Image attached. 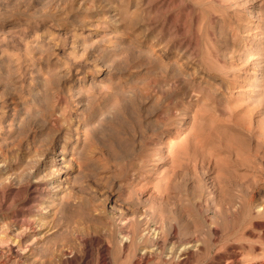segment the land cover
Returning a JSON list of instances; mask_svg holds the SVG:
<instances>
[{
  "label": "rangeland",
  "instance_id": "obj_1",
  "mask_svg": "<svg viewBox=\"0 0 264 264\" xmlns=\"http://www.w3.org/2000/svg\"><path fill=\"white\" fill-rule=\"evenodd\" d=\"M263 5L264 0H0V164L6 165L0 170V216L9 223L37 215L35 195L44 188L25 174L43 149L34 142L44 143L48 134L33 121L47 114L60 88L70 106V143L85 172L69 186L74 193L81 188L88 200L83 202L101 213V221L90 224L85 247L78 236L87 233L62 230L32 250L33 258L48 263L51 248L62 244L73 247L65 264L82 258L101 264L100 244L107 238L113 242L105 254L110 264H134L153 239L120 253L115 213L146 209L150 228L160 227V245L166 237L190 239L183 227L191 235L201 231L203 256L194 252L179 264H209L211 255L264 264V208L255 211L264 205ZM6 77L17 80L23 108H13ZM40 80L46 87H39ZM77 86L84 94L69 99ZM83 98L88 106L80 116L76 100ZM76 125L88 132L79 144ZM113 196L120 201L111 209ZM154 211L163 214L162 221ZM2 254L0 263L9 264ZM158 259L153 254L144 264H168Z\"/></svg>",
  "mask_w": 264,
  "mask_h": 264
},
{
  "label": "bare ground",
  "instance_id": "obj_2",
  "mask_svg": "<svg viewBox=\"0 0 264 264\" xmlns=\"http://www.w3.org/2000/svg\"><path fill=\"white\" fill-rule=\"evenodd\" d=\"M230 35L232 36V34ZM234 39H231V41ZM167 45L168 44H166V46ZM225 50H227L228 54H232L231 52H234L233 50L231 51L229 49H225ZM225 50H224V53H225ZM225 56L226 55H224V57ZM208 61H205V62H208ZM206 65L208 67L209 63ZM210 68L212 70V67H209V69ZM252 74L256 75L257 73L254 72ZM7 81H9L8 82L9 85L6 86V88H7L8 94H10V97H11L10 100H11V103L13 104V108L18 105H21L20 107L23 108L24 107L23 100L21 101V98L18 97V94L16 91V89L19 87V85L17 84L18 83L17 80L10 78ZM40 81H39L40 85L38 84L39 87L41 86L46 87L45 86L46 84H43L44 83L43 80H40ZM238 81L240 82L244 80L243 78L238 77ZM67 88H64V91ZM237 90H243V89L239 87ZM73 92H74L73 94H69L71 95L68 97L69 99L72 98V96L74 95L82 96V94H84V89L81 88V86H77V88ZM38 93H39V90L37 89L34 92V94H38ZM59 95L60 96L57 97V100L55 101V103L50 105V107L48 108L49 111L47 110L48 111L47 114L44 117L36 118L34 119L36 121H33L36 129H40L42 134H44V132H47L48 134V139L44 143H42L43 142L42 140L34 142L35 145L43 147V149L41 150V153L39 154V157L35 161L33 167L30 168L25 174V176L27 175L26 177L27 179H29L28 181L30 183L36 186L42 185L43 186L42 189L44 188L43 189L44 191H42V194L35 195L36 199L34 202V208L36 207L37 215H35L32 218H28V219H21V220L13 219L9 223L2 216H0V254L4 255L2 253H5L7 255L6 257L8 259L7 258L6 259L10 262L9 264H12L13 262H20V264H30L29 263L30 261H28L30 259L35 260L33 262L34 264H54L53 259L58 261L59 264L60 263L65 264L66 261L68 260L72 261L71 257L73 255V250H72L73 247L71 246L72 248H70L69 246L62 245V244L55 245L53 248H51L50 250L51 257L50 259H48L49 261L48 263H45L44 260L39 261L36 258H33L30 254H31V251L34 249L41 250L43 248L41 246L42 243L46 242V240L49 239V237L52 236L54 233H59L62 230H65L66 232L74 236H78L79 233H84V234L87 233V237L81 238L78 236L79 238L78 242H81V245L85 247L91 241L89 238L90 235L88 236V232H89V229H91V225H93V223H98L101 221L100 219L101 213L99 214V207H96L92 203H89V202L84 203L83 200L85 201H88V200L86 199L85 196L82 195L81 193L82 189L79 188L78 189L79 193H74L76 191H73V189L69 186L72 180H77V179L79 180V178L81 179V177L85 176V172L82 171L81 169L82 161L78 157V153H79L77 152L78 149H76V146H74L72 142L70 143V139L74 136L73 134L70 133V130H73L71 129L73 127H72L71 120L69 117L70 111L68 110V108L70 109V106L68 105L67 96L63 94V91L61 88L59 89ZM238 95L240 94L238 93ZM76 102L79 106L78 114L81 116L83 110L88 106V100L87 98L85 99L83 98V99H77ZM0 108L2 109L3 107L0 106ZM25 111L26 109H24L21 112L20 116H18L20 120L23 119ZM74 130H75V144L76 143L79 144V140H85V137L88 134L86 130V126L81 127V129L79 130V127L76 125ZM76 130H79V131H76ZM131 163L132 162H130V164ZM5 167L6 165L4 163L0 164V170H3ZM47 168L49 169L47 170ZM39 176L41 178H38ZM33 177L35 178L32 179ZM116 200H119L118 196L111 197L109 201L107 202V206H109L111 209H114L113 207L116 205V204L114 205ZM261 204L262 203L260 202L259 205L256 206L257 207V209L255 210L256 212H259L261 209L264 208V205H261ZM66 208H71L70 215L69 216L67 215V216H64V218H61L59 213L62 212L63 209L66 210ZM136 210H140V209H136ZM163 210L164 209H162V211ZM119 211L120 212L115 213L116 214L115 215L116 229H114L115 228L114 224H113L114 226L113 229L116 231L115 235H116L117 242L119 243L120 250L119 249L118 250L120 253L122 254L126 253L125 251L127 250V247L130 244H134L135 242L138 243L142 241L143 244L145 245V242L148 241L147 239H149V237L153 239V242L150 245L142 247L141 252H139V255L136 257L134 264L149 263L153 254L158 255V258H159L158 260H160L163 263L166 262L168 264H171L173 259H177L176 260L177 263L178 262L182 263L183 261L187 260L190 256H192L194 252H196V254L198 253L199 255L203 256L204 240L202 239L203 235H201L202 233L199 229H193V234L191 235L189 233L191 231L187 229L186 227H183L184 230L186 231V232L184 231L185 236H187V234L192 236L190 239H186V240L179 239L180 241H178V240H174L175 238L174 237V238H171V241H169L168 238L166 237L169 242L168 244L165 243L164 241L166 239L165 238L163 240L164 244H162L161 242V244L163 245L162 247V245H160V243L158 242V239H159L158 236L160 235L159 233L161 231L160 227L155 225L154 228H150L149 223H147L150 217L146 209H143L140 211L133 210L134 212H131V213H124L123 210L122 211L119 210ZM154 214L157 215V213H155L154 211L152 214V216H154V219H155ZM157 216H159V220H160V217L163 216V214L162 215L160 214ZM174 218H176L175 215H174ZM176 219H175V222H177ZM170 221L173 222L174 220L173 221L170 220ZM171 222L169 223L171 224ZM106 225L104 226L107 227ZM183 226H186V225H183ZM109 227H110L109 229H111L112 226L109 225ZM37 229H41V230L37 232V234L33 233ZM97 229L99 228L97 227ZM99 231L100 233L101 232L103 233L104 230L103 231L99 230ZM170 234H169V237H170ZM38 238H41L42 240H37ZM96 238L98 242H100L99 236ZM105 240H102L100 244L102 251L104 252L103 260L101 264H110V259L107 257L108 255L107 250L109 249L111 240L110 241H107V240L105 241ZM159 240L161 241V239ZM74 251H75V248H74ZM239 260L240 258H237L232 255L230 257L227 256L225 258L222 255L216 256V257L214 255L213 256L211 255L212 262H210L209 264H240ZM0 264H7V263H0ZM78 264H87V263L82 258V260H80ZM256 264H263V262L256 263Z\"/></svg>",
  "mask_w": 264,
  "mask_h": 264
}]
</instances>
